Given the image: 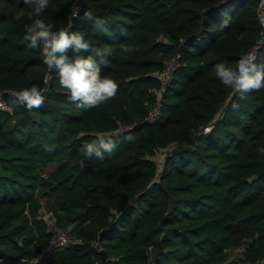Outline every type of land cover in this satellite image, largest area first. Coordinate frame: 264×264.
Wrapping results in <instances>:
<instances>
[{"label":"trees","instance_id":"16d2710c","mask_svg":"<svg viewBox=\"0 0 264 264\" xmlns=\"http://www.w3.org/2000/svg\"><path fill=\"white\" fill-rule=\"evenodd\" d=\"M258 2L49 0L41 18L105 50L96 63L119 85L115 98L81 110L55 71L44 84L42 55L23 40L31 21L13 19L29 6L0 0V101L9 105L0 107V264H30L50 240L49 220L80 241L37 264H102L99 249L105 264H264V89L241 99L214 72L262 38ZM86 9L103 27L83 19ZM34 84L47 87L43 107L12 102L8 90ZM110 135L117 147L103 160L79 152Z\"/></svg>","mask_w":264,"mask_h":264},{"label":"clouds","instance_id":"9594fccd","mask_svg":"<svg viewBox=\"0 0 264 264\" xmlns=\"http://www.w3.org/2000/svg\"><path fill=\"white\" fill-rule=\"evenodd\" d=\"M23 2L30 10L16 11L13 19L21 21L27 16L31 21L25 25L23 40L27 42V48L39 50L42 55V62L48 69L44 84H49L51 73L55 71L59 86L67 91L68 99L81 110L96 107L115 98L119 85L110 76H102L101 69L96 63V57L104 56L105 50L92 48L81 32H73L65 28L57 30L53 23L42 19L43 13L49 6V0H23ZM72 14L76 17L78 11ZM83 19L98 27H103L105 23L101 17L95 16L87 9L84 11ZM260 24L264 28V17L260 19ZM221 27H228V21H222ZM261 35L264 36V32ZM133 51L134 49L128 45L121 46L123 53L130 54ZM69 52L75 55H69ZM83 52L90 54L85 57L80 55ZM255 60V52L249 51L238 59L234 66L226 62L216 63L215 76L225 87L231 88L234 94H239L243 99L249 92L264 89V64L257 65ZM46 92L47 87L36 84L19 91L8 90L12 102L24 106L28 111L44 106ZM125 139L131 141L134 136L127 135ZM116 147L117 142L110 135L107 139L98 138L83 143L79 152L87 159L95 155L103 160L105 158L103 153L111 155ZM259 151L264 153V148Z\"/></svg>","mask_w":264,"mask_h":264},{"label":"built area","instance_id":"2783aa9c","mask_svg":"<svg viewBox=\"0 0 264 264\" xmlns=\"http://www.w3.org/2000/svg\"><path fill=\"white\" fill-rule=\"evenodd\" d=\"M79 5H76L72 11H78L79 12ZM73 15V14H72ZM264 17V0H259L258 6H257V18L260 22V19ZM264 32V28H263ZM264 46V36L259 40V42L253 47L251 51L255 52V55ZM179 65L178 61L174 59L169 64L167 70L164 72V83L170 81L172 78L173 72L175 68ZM0 107L2 108H8L9 105L5 103L4 101H0ZM158 118V114L156 112H151L148 119L150 121H154ZM210 131V125H206L202 128V133H207ZM48 231L50 233V240L47 244V246L42 249L30 262V264H37L40 262L41 259L49 256L51 253L76 246L80 240H78L69 229H63L56 225V223L53 220H49L48 222Z\"/></svg>","mask_w":264,"mask_h":264},{"label":"water","instance_id":"95a60500","mask_svg":"<svg viewBox=\"0 0 264 264\" xmlns=\"http://www.w3.org/2000/svg\"><path fill=\"white\" fill-rule=\"evenodd\" d=\"M99 253L102 255V264H105L107 258L105 251L103 249H99Z\"/></svg>","mask_w":264,"mask_h":264},{"label":"rangeland","instance_id":"374dc122","mask_svg":"<svg viewBox=\"0 0 264 264\" xmlns=\"http://www.w3.org/2000/svg\"><path fill=\"white\" fill-rule=\"evenodd\" d=\"M164 158L163 152L159 153L158 155V160L162 161V159ZM47 217V215H45Z\"/></svg>","mask_w":264,"mask_h":264}]
</instances>
